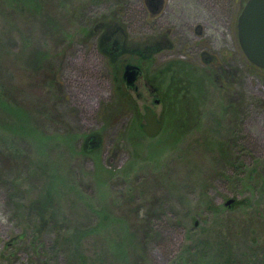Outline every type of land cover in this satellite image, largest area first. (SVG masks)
Here are the masks:
<instances>
[{"label": "rangeland", "instance_id": "obj_1", "mask_svg": "<svg viewBox=\"0 0 264 264\" xmlns=\"http://www.w3.org/2000/svg\"><path fill=\"white\" fill-rule=\"evenodd\" d=\"M246 1L166 0L146 21L141 0H0V264H78L69 243L34 250L58 230L80 235L82 264H123L133 232L137 264H264V69L238 42ZM122 12L128 40L168 29L171 47L110 62L91 32ZM124 60L142 72L114 94ZM48 183L57 197L41 219ZM39 224L42 238L5 250Z\"/></svg>", "mask_w": 264, "mask_h": 264}, {"label": "flooded vegetation", "instance_id": "obj_2", "mask_svg": "<svg viewBox=\"0 0 264 264\" xmlns=\"http://www.w3.org/2000/svg\"><path fill=\"white\" fill-rule=\"evenodd\" d=\"M166 0H141V5L143 7V11L147 19H157L160 20L164 17L163 4ZM125 13V11H124ZM119 17L108 16L104 20L97 21L94 25V31L92 30V36L95 40H97V46L100 52L103 53L104 47L109 46L106 48L108 51V57L110 62L118 60L123 56H136L137 58L143 60L152 59L155 55L160 54L163 50L171 47V42L169 39V30L157 31L156 33L150 34L149 37L145 38L141 36L140 40H128V34L124 30V25L122 21H126V15L123 12L120 14ZM199 19V18H198ZM166 23L168 20H165ZM199 21H202L200 18ZM174 21L169 22L173 24ZM153 23V22H152ZM175 24V22H174ZM201 26L199 24L195 25L194 32L200 33ZM132 42L130 45H127V42ZM168 44V46H166ZM167 47V48H166ZM123 53V55H120ZM126 53V54H124ZM110 56H112L111 59ZM200 59L204 62H212L214 59V55L208 52L203 46L199 50ZM126 59V58H125ZM126 65H133L136 67L137 70V80L138 76L141 74V68L137 64H133L131 62H127L124 60L123 66L120 68V72L122 75V79L124 81V85L126 87H133L134 83L131 85L125 84V79L123 77V72ZM135 82V81H134ZM148 83V81H146ZM149 84V83H148Z\"/></svg>", "mask_w": 264, "mask_h": 264}, {"label": "water", "instance_id": "obj_3", "mask_svg": "<svg viewBox=\"0 0 264 264\" xmlns=\"http://www.w3.org/2000/svg\"><path fill=\"white\" fill-rule=\"evenodd\" d=\"M239 45L248 61L264 69V0H247L242 7L236 23ZM123 77L127 85L133 84L137 77L136 67L126 65ZM142 131L155 136L162 128L156 113L150 107L144 108ZM233 199H228L229 204Z\"/></svg>", "mask_w": 264, "mask_h": 264}, {"label": "trees", "instance_id": "obj_4", "mask_svg": "<svg viewBox=\"0 0 264 264\" xmlns=\"http://www.w3.org/2000/svg\"><path fill=\"white\" fill-rule=\"evenodd\" d=\"M111 61V60H110ZM120 68L121 66H116L115 68V72H114V76L117 80H115L116 84H115V87L113 89V93L115 94H118L119 91H122L120 86L123 84V79H122V75L120 74ZM158 76V75H157ZM176 92V90H175ZM177 94V93H176ZM124 93L122 94V96L118 95V98H120L119 100V104L121 103H127L125 100H124ZM134 106V105H133ZM134 111L135 113H137V116L139 117V113L137 112V108H134ZM99 138L100 136L98 135V133L96 132H92L90 133V135H87L86 138H85V143H84V148L87 149L88 147V144H90V148L91 146H95V145H98L99 143ZM95 139L94 143H92L91 141ZM57 197L56 193L54 191L51 190L50 186H49V183H48V187L44 189V192L42 194V198L43 200L42 201H38V206L37 207V214L39 215V217L42 219L44 218L43 214L42 213V210L46 209V205H47V202H51L52 200H54V198ZM237 202V201H236ZM41 222V220H40ZM46 232V230H44V226H42L41 224H39L38 226V230H27V231H24L22 232L21 234H16L14 237H12L8 242H6L5 244V250H8L10 249L11 247L14 246L15 242L19 241V239L21 237H24L26 234H33V235H37L38 234V240L39 238L43 237L44 233ZM56 241L54 242V244H51L49 247H46V245L44 244V242L42 241V243L40 244H34L33 245L35 246L36 249V253H40L39 250H37V248L41 249V255L42 254H47V252L49 253V251L53 252L54 250L56 252H58L59 254L62 253V250H65V248L63 247V245L69 243L71 245H73V248H72V253L73 255H71L72 257H77L79 258V263L78 264H82L85 262L84 258H82L81 256H79V253H78V248L75 246V242L74 241H79L80 239V235L75 233V232H72V234L69 235V237H63L64 236V233H62L60 230H58V232H56ZM128 236L131 238V242H130V248L128 249L127 251V254H126V258L124 261H122L123 264H137V259L140 258L142 252H141V248L140 247V244L141 242H139L137 239H136V236L133 233H129ZM64 238V239H63ZM136 239V240H135ZM74 240V241H73ZM70 245V246H71ZM55 246V248H54ZM81 258V260H80ZM1 261H2V258H1ZM98 264H104V263H98Z\"/></svg>", "mask_w": 264, "mask_h": 264}]
</instances>
